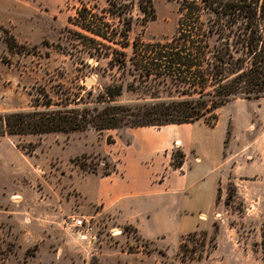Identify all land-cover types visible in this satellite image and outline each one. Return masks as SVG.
<instances>
[{"label":"rangeland","instance_id":"1","mask_svg":"<svg viewBox=\"0 0 264 264\" xmlns=\"http://www.w3.org/2000/svg\"><path fill=\"white\" fill-rule=\"evenodd\" d=\"M178 3L152 0L154 17L135 20L129 40L168 38ZM78 6V0H0V114L27 109L39 87L68 107L93 105L112 83L122 85L115 103L132 108L142 102L138 92L126 88L133 77L130 65L122 72L104 59L75 52L67 28ZM132 13L140 16L136 8ZM7 33L17 50L7 48ZM215 113V130L225 128L222 156L229 151L231 158L219 168L214 205L177 243L169 232L162 248L100 212L94 202L96 176L112 169L108 152L113 140L124 139L127 124L100 131L0 134V264H263L264 95L233 97ZM240 147L245 154L236 152ZM81 217L85 222L77 230L71 220Z\"/></svg>","mask_w":264,"mask_h":264},{"label":"trees","instance_id":"2","mask_svg":"<svg viewBox=\"0 0 264 264\" xmlns=\"http://www.w3.org/2000/svg\"><path fill=\"white\" fill-rule=\"evenodd\" d=\"M78 2L67 28L75 52L104 59L109 68L122 72L130 65L133 77L126 88L138 92L142 102L132 108L115 103L122 85L112 83L95 96L93 105L68 107L39 87L27 109L0 114V134L160 126L193 122L205 114L209 118L202 121L213 126L215 110L233 97L264 95V0H179L174 32L152 41L128 38L135 20L144 23L154 17L152 0ZM134 8L139 17L133 16ZM3 40L9 50L19 47L8 33ZM172 164L176 167L179 161L174 157ZM78 167L85 169L80 163ZM262 252L264 264V246Z\"/></svg>","mask_w":264,"mask_h":264},{"label":"crops","instance_id":"3","mask_svg":"<svg viewBox=\"0 0 264 264\" xmlns=\"http://www.w3.org/2000/svg\"><path fill=\"white\" fill-rule=\"evenodd\" d=\"M216 125L196 120L123 128L124 139L113 140L108 152L112 169L96 176L94 202L99 211L132 226L140 239L158 248L169 232L177 243L211 210L219 168L231 158L229 151L222 156L225 128L217 132ZM244 149L236 152L245 154Z\"/></svg>","mask_w":264,"mask_h":264},{"label":"built area","instance_id":"4","mask_svg":"<svg viewBox=\"0 0 264 264\" xmlns=\"http://www.w3.org/2000/svg\"><path fill=\"white\" fill-rule=\"evenodd\" d=\"M84 219L81 217V218H74L71 220V226L74 227L75 229L77 230H80L83 228V225H84Z\"/></svg>","mask_w":264,"mask_h":264},{"label":"water","instance_id":"5","mask_svg":"<svg viewBox=\"0 0 264 264\" xmlns=\"http://www.w3.org/2000/svg\"><path fill=\"white\" fill-rule=\"evenodd\" d=\"M85 82L87 83V82H89V79L87 78V79H85Z\"/></svg>","mask_w":264,"mask_h":264}]
</instances>
